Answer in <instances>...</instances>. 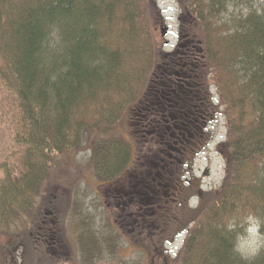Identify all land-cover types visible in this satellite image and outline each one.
Here are the masks:
<instances>
[{"label": "trees", "instance_id": "16d2710c", "mask_svg": "<svg viewBox=\"0 0 264 264\" xmlns=\"http://www.w3.org/2000/svg\"><path fill=\"white\" fill-rule=\"evenodd\" d=\"M177 1L200 30L194 39L187 33L180 41L186 50L164 61L154 33L160 12L150 0H0V89L14 102L10 135L20 150L15 162L0 165V236L33 212L42 214L41 203L51 201L41 190L61 160L79 151L84 133L114 125L121 110L139 118L140 135L153 134L158 149L166 146L165 155L175 152L178 160L183 149L171 138L175 127L196 139L214 114L204 101L190 102L198 95L192 90L197 67L207 65L224 105L227 175L198 208L181 211L188 217L176 233L186 239L172 264H264V248L251 260L238 251L250 218L264 234V9L249 6L220 22L237 0ZM94 152L98 178L108 182L136 156L133 145L118 139L99 142ZM187 193L200 195L199 189ZM151 212L138 214L139 235L159 231L156 222L164 218ZM35 246L28 240L25 264L33 254L43 257Z\"/></svg>", "mask_w": 264, "mask_h": 264}, {"label": "rangeland", "instance_id": "374dc122", "mask_svg": "<svg viewBox=\"0 0 264 264\" xmlns=\"http://www.w3.org/2000/svg\"><path fill=\"white\" fill-rule=\"evenodd\" d=\"M150 1L160 12L159 22L154 28L158 49H161L165 57L171 56L178 44L182 45L179 42L185 40L187 33L191 39H194L200 29L197 25L193 27L194 20L181 10L177 0ZM249 6L253 7V10L262 12L264 0H237V4H230L228 12H222L218 19L223 22L225 18L240 16L249 12ZM163 29L168 30L165 37L162 36ZM180 49L181 51L186 50L185 47ZM168 59L169 57H166L164 61ZM212 70L207 65H203L202 68L201 65L200 68L197 67L196 88L198 89L192 88V90L198 95L191 98L190 102L193 105V100H196L199 105L204 101L206 106L208 105V109L214 111V114L211 118L209 116L211 120L206 121L203 125L201 137L192 138V142L195 143L187 144V151L179 156L178 160L175 157V152L171 153V158H169L170 155H165L166 146L161 150L158 149V143L152 142L155 138L153 134L150 136L142 134L146 139L142 137L139 134L142 129L138 125L139 118L136 115L128 114L129 111L122 112L121 110L114 115L116 120L112 126L103 123L91 133H84L79 151L74 155H67L61 160L56 175L52 180L49 178L40 193L41 197L50 198L45 200L51 201L52 205L51 207L43 199L45 204L41 203V207L44 205L41 213L48 210H53L51 212L54 214L57 213L63 230V233L60 234L67 246L65 248L64 245L61 250V248L58 249V245L49 247L44 244L45 248L49 247L47 254L45 253L43 257L39 258L34 254L28 256L32 258L26 264H150L152 258L153 262L155 261L154 264H172L173 259L184 245V239L173 243L178 237L176 232L183 217H188L183 214L184 211L198 208L205 194L217 191L223 186L227 175V153L222 146L227 141V123L223 112L224 105L220 104L218 91L213 83H217V81H214L215 76L214 72L211 73ZM182 97L187 98L185 94H182ZM13 103L11 97L0 89V165L5 162L13 163L20 155V150L17 146H13L12 135H10L12 127L10 124L15 113ZM92 116H94L92 112L87 115L91 118ZM93 120L94 118L87 121L93 123ZM117 139L129 142L136 151V156L126 171L127 183L135 176H142L150 182L151 177L160 174L158 171L161 170L162 164L164 166V163L172 162L167 170H161L163 173L161 176L164 175L165 178L162 183L168 185L167 188H164L167 195L176 193L178 197H164L163 202H169L171 213L169 215L165 213L162 216L163 221H155L158 224L156 231L159 230L156 233L139 235L137 231L133 232L132 222H127L126 238L120 233L119 225L115 222L116 218L109 212L112 210H106L104 199H102L104 196L101 185L108 181L98 178L94 163L96 160L94 151H96L99 142ZM158 151H162L163 155H158ZM182 157L185 160L181 161ZM1 174L0 169V177ZM189 188L199 189L200 195H188ZM38 209L39 207L35 210L38 211ZM32 214L31 218H23L24 225H17L8 235L0 236V264H25L23 257L27 252L28 240H31L30 233L33 232L32 229L30 230V223L34 219L36 225L39 219L36 218L35 212ZM185 221L186 219L182 222L185 223ZM250 221L253 222V225H258V229L261 228V222L257 218H250ZM26 225H28L27 228L21 229L19 232L18 229ZM245 231L246 234L242 235L239 240L238 251L244 259L251 260L264 248V234L261 229L258 231L250 226H246ZM12 236L15 239L9 244V238ZM56 239L58 238L56 237ZM94 242L95 244H93ZM97 246L99 250H103L106 246L108 252L98 254ZM6 247L8 249L4 251ZM52 249H58V251L54 252ZM151 249H153V253L150 254ZM60 251L64 254L61 255ZM52 258L56 262H53Z\"/></svg>", "mask_w": 264, "mask_h": 264}, {"label": "flooded vegetation", "instance_id": "af4514ba", "mask_svg": "<svg viewBox=\"0 0 264 264\" xmlns=\"http://www.w3.org/2000/svg\"><path fill=\"white\" fill-rule=\"evenodd\" d=\"M181 47L184 48L183 44L182 45L178 44L177 49H180ZM167 107L174 108L175 106L167 105ZM181 118L188 124L191 123L190 120H188L189 119L188 116L184 115V117ZM184 123H182V126L186 127L187 125H185ZM175 128L177 130L174 131V133L171 135L172 136L171 138H175L174 140L176 141L175 144L176 146L178 143L180 144L181 146L180 148L183 149V154H184L185 151H187L186 150L187 144L192 142L193 137H191L192 136L191 134L188 137L186 136V134H189V131L187 129L185 128L182 129L178 127ZM169 129L170 127H168V130ZM192 144L194 143L192 142ZM126 171L119 178L107 182L105 184H102L101 187H103L102 194L104 197L102 199H104L106 210H110V209L112 210V212L111 211L109 212L111 213V215H113L114 218H116L115 222H117L119 225L120 233L127 238V225H126L127 222H132L133 232H136L137 230L140 231L142 229L141 224H139L140 219L138 217V214L140 212L144 210L145 211L150 210L152 211L151 213L153 217H156L158 213H161L162 216H164L165 213L166 215H169L171 213L170 207L168 205L169 202L168 201H166V203L163 202L164 197L166 196L175 197L176 193H173V195H167L164 192L165 190L164 188H167L168 185L162 183V180L165 179L164 175L161 176L162 173L155 174L153 177H151L150 182H148L142 176L141 177L135 176L131 178L133 180L131 181L129 180L127 183ZM50 206L52 207L51 204ZM51 211L53 210L50 211L48 210L40 214V216L38 217L39 219L36 222V225L34 223L35 221L34 219L30 223V230L32 229L33 231L30 233L31 240H33L35 244L38 243V247L35 246L34 249L41 251L44 254L45 253L47 254L48 252L47 248L49 247H53V246L56 247V245H58V249L61 248L62 250L64 245L65 248L67 246V244L62 239V235L60 234L63 233V230H62V225L59 222V216L57 215V213L54 214ZM56 237L58 239H56ZM44 244L49 245V247L45 248ZM93 244H95V242ZM58 249H52V250L56 252L58 251ZM97 251L98 254H100V252L106 253L108 252V248L105 246L103 250H99V247L97 246ZM60 254L63 255L64 252L60 251ZM51 260L53 262H56L54 258H52Z\"/></svg>", "mask_w": 264, "mask_h": 264}, {"label": "water", "instance_id": "95a60500", "mask_svg": "<svg viewBox=\"0 0 264 264\" xmlns=\"http://www.w3.org/2000/svg\"><path fill=\"white\" fill-rule=\"evenodd\" d=\"M168 34V30L167 29H163L162 30V36L165 37Z\"/></svg>", "mask_w": 264, "mask_h": 264}]
</instances>
